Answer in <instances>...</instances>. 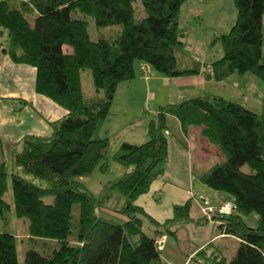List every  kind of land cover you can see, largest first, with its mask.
Here are the masks:
<instances>
[{"label": "trees", "instance_id": "obj_1", "mask_svg": "<svg viewBox=\"0 0 264 264\" xmlns=\"http://www.w3.org/2000/svg\"><path fill=\"white\" fill-rule=\"evenodd\" d=\"M135 1H0V37L7 39L9 59L34 68L36 94L66 112L50 123V137L29 136L21 145L24 171L50 183L48 188L0 168V220L10 211L4 201L10 177L14 216L28 221L23 264H163L155 238L143 231V219L174 235L169 231L173 224L194 222L191 201L174 206L172 219L163 224L153 221L135 201L164 172L168 120L173 118L183 131L200 128V136L218 148L223 161L200 180L213 191L229 194L234 206L229 215L216 216L221 221L217 230L237 240L234 256L228 260L221 246L210 242L190 260L264 264V112L255 114L221 96L159 107L155 119L147 123V140L140 145L123 142L112 155L126 171L102 199L81 181L95 170L108 169L110 140L100 138L98 131L110 117L118 85L135 77L137 64L170 79L200 74L205 81L221 83L234 74L250 73L264 82V0H233L236 21L227 34L215 37L223 54L209 64L190 57L181 42L179 12L188 0H139L145 12L140 20ZM73 13L91 18L98 28L119 25L121 32L114 40L92 41L88 23ZM84 70L90 71L95 90L90 98L82 92ZM243 166L250 173L243 172ZM46 196H52L51 204L44 203ZM113 196L121 203L114 212L124 221L101 211ZM250 214L257 217L255 228L242 219ZM0 264H18L13 234L0 233Z\"/></svg>", "mask_w": 264, "mask_h": 264}, {"label": "crops", "instance_id": "obj_2", "mask_svg": "<svg viewBox=\"0 0 264 264\" xmlns=\"http://www.w3.org/2000/svg\"><path fill=\"white\" fill-rule=\"evenodd\" d=\"M16 1L28 2L31 0ZM184 36L185 32L181 42L185 52L189 55L190 53L185 46L187 40L184 39ZM7 47L8 42L4 35L0 37V168L3 167V170L11 175L16 174L12 164L13 162L17 163V155L13 157L11 149L16 147L21 151L23 139L29 136L50 137L52 134L50 123L63 118L66 112L50 99L36 94L34 90L35 69L11 62L7 55ZM65 50L69 49L64 48ZM65 52H70V50ZM196 53L199 54L198 51ZM199 62L201 64L211 63ZM139 65H136L135 77L131 82L118 85L111 106L110 117L100 125L98 131L100 138L110 140V149L114 148L115 152L123 142L140 145L147 140V123L155 119L159 107L180 104L195 97L220 96V92L224 91L226 87L225 81L221 83L205 81L200 74L170 79L152 70H150L149 78L146 81L142 79V76L140 77ZM133 83L143 90L139 97V103L143 102L141 107H144V112L154 109V118L142 117L137 119L139 115L133 113L131 106L127 103L128 90ZM142 84H144L145 89H143ZM231 92L233 90L229 89L228 94ZM147 100L149 106L146 104ZM119 115L123 122L120 124L119 132L111 137L113 123ZM169 125L164 172L152 182L146 194L138 197L135 204L141 207L153 221L163 224L172 219L174 206L182 205L190 200V217L193 220L206 219L204 209L219 207L223 203L232 201V197L224 192L213 191L201 182L200 179L206 172L200 175L193 172L194 152H198L202 156H211L212 160V156L219 151H216L217 147L201 139L200 128L193 131L189 127L183 131L179 123L173 118L170 119ZM221 156L218 155V158L222 159ZM7 163L10 164L9 167ZM147 222L149 224L147 229L152 233L150 236L161 241L163 239V246H165L168 243V238L163 234L161 235L160 228L155 227L148 219ZM220 224L219 218L211 215L210 220L207 221V224H203V227L193 223L182 225L181 228L184 227L186 231H190L191 239H188L187 236L180 237V242H187L189 246L194 243L196 248L192 249L190 246L188 249H182L180 252L182 256H180L178 263L168 262L163 258L161 259L162 263L188 264L189 259L197 250L206 244L213 242L219 245L220 240L233 238L223 235L221 232L215 236L211 233V228ZM151 228H154L153 232ZM208 228H210L209 231H207ZM169 231L174 233L173 237L177 238V234H179L177 229L170 228ZM185 258L187 259L184 261Z\"/></svg>", "mask_w": 264, "mask_h": 264}, {"label": "rangeland", "instance_id": "obj_3", "mask_svg": "<svg viewBox=\"0 0 264 264\" xmlns=\"http://www.w3.org/2000/svg\"><path fill=\"white\" fill-rule=\"evenodd\" d=\"M136 9V20H140L145 17V12L142 8V5L139 0H136L134 3ZM73 16H77L80 20H84L88 23V32L90 36V40L96 41L98 39H107L114 40L119 36L121 32V26H109L98 28L95 26L94 21L84 16L80 13H73ZM236 8L234 6L233 0H188L186 1L180 8L179 12V27L184 30L185 36V46L186 50L191 54L190 57L195 58L199 61L204 62H213L222 57L223 51L220 43L215 42L214 39L216 36L220 34H227L232 27V25L236 21ZM69 51V50H65ZM199 52L196 53V52ZM263 55H264V18H263ZM140 64V63H139ZM139 65V74L142 76ZM153 71V70H152ZM82 79V92L85 98H90L95 95V90L91 80V73L89 70H84L81 72ZM143 79V76H142ZM147 81V80H146ZM131 82V81H130ZM133 82V81H132ZM225 89L221 91L222 97L231 102H237L242 104L245 108L255 114H262L264 112V82L259 78L254 76L253 74L246 73L243 76H238L234 74L229 79L225 81ZM143 89H145L144 84H142ZM232 89L233 92L228 94V90ZM143 90L140 89V86H137L135 83L128 90V101L129 106H131L134 114L139 115L138 118H154V109L149 107L151 110L149 112H144V107H141L143 102L139 103V97L141 96ZM167 94V93H166ZM165 94V95H166ZM234 94L236 96H233ZM102 95L101 93L99 94ZM162 98V97H161ZM155 102V101H154ZM146 104L149 106V102L147 100ZM157 106V105H155ZM118 118L113 123V132L111 137L116 135L119 132L120 124L123 122L121 116H117ZM170 122V119L168 120ZM198 127L191 126V130L195 131ZM193 133V132H192ZM116 138V136H115ZM194 139V137H192ZM201 139H204L201 137ZM206 140V139H204ZM208 143V142H207ZM216 149V148H214ZM218 149V148H217ZM216 151H219L217 150ZM11 152L13 157L17 155V163L13 162V168L16 170V174L24 178L30 183H33L41 188H48L50 183L39 180L32 176L31 174L24 171L25 162L21 157V151L19 148H12ZM115 153V149H109L107 160H108V169L104 172L100 170H95L90 175L83 177L81 179L84 186L88 189L92 195L100 200L104 197L107 192V188L110 184H113L119 181L126 169L115 163L112 160V155ZM216 153V152H213ZM218 155H222L220 151L212 156L200 155L198 152H194V164H193V172L196 175H200L204 172L209 171L216 164L221 163L222 159L218 158ZM7 166L9 167L10 164ZM8 170V169H7ZM242 171L245 173H250V169L248 166H243ZM146 194V193H145ZM52 196H46L43 198L44 203L51 204ZM4 201L10 206V211L7 213L6 218L4 220H0V233H8L13 234L16 237V254L18 264H23L25 250L27 248L28 242V221L25 219H18L14 216V208H13V200H12V191H11V179L8 177L7 179V191L4 195ZM156 201V200H155ZM157 202V201H156ZM121 204V203H120ZM119 203L116 202V199L113 198L106 202L102 212L105 214H110L117 218V222L124 221L125 218L118 213H115L114 210L120 206ZM78 205H74L73 214H77ZM244 223L252 228L257 225V217L254 214H250L247 216H242ZM192 219V218H191ZM205 219V218H204ZM193 220V219H192ZM202 220V219H201ZM206 220V219H205ZM191 222L195 224V221ZM185 224V223H184ZM184 224H173L169 227V229H177V238L173 237L171 234L166 233V229L161 227L159 231L168 238V243L163 246L159 244V253L161 259L168 262H177L181 255V250L184 248L192 249L196 248L193 244L189 246L187 242H180V237H188L191 239L190 231H186V228L182 227ZM190 224V223H187ZM207 223H204V225ZM147 219H143V231L148 236L152 235L151 232L148 231ZM196 225V224H195ZM203 224H199L198 226L203 227ZM154 228H151L153 232ZM208 228L207 231H209ZM211 233L215 236L219 234L217 227L211 228ZM219 246H221L222 252L224 256L230 260L236 251L237 240L233 238H228L219 241ZM186 257V256H185ZM184 258V257H183ZM187 258L184 259V261ZM188 264H195L193 261L189 259Z\"/></svg>", "mask_w": 264, "mask_h": 264}, {"label": "built area", "instance_id": "obj_4", "mask_svg": "<svg viewBox=\"0 0 264 264\" xmlns=\"http://www.w3.org/2000/svg\"><path fill=\"white\" fill-rule=\"evenodd\" d=\"M140 71H141V74L143 76V80H148L149 73H150L149 66L146 64H141ZM233 210H234L233 204L230 202H226V203H223L221 206L216 207V208L209 207V208L204 209V216L209 221L211 215H215L218 217L226 216V215H229L231 212H233ZM155 242H156L157 247L159 244L162 245V243H161L162 241L159 239H155ZM158 250H159V248H158Z\"/></svg>", "mask_w": 264, "mask_h": 264}, {"label": "water", "instance_id": "obj_5", "mask_svg": "<svg viewBox=\"0 0 264 264\" xmlns=\"http://www.w3.org/2000/svg\"><path fill=\"white\" fill-rule=\"evenodd\" d=\"M3 53H6V51H3Z\"/></svg>", "mask_w": 264, "mask_h": 264}]
</instances>
